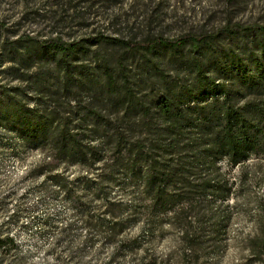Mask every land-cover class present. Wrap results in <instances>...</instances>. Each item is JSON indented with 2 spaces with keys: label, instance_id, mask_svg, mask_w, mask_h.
I'll list each match as a JSON object with an SVG mask.
<instances>
[{
  "label": "rangeland",
  "instance_id": "374dc122",
  "mask_svg": "<svg viewBox=\"0 0 264 264\" xmlns=\"http://www.w3.org/2000/svg\"><path fill=\"white\" fill-rule=\"evenodd\" d=\"M253 23L264 24V0H0V86L19 88L30 105L41 101L49 107L59 99L60 116L75 119L72 127L80 133H87V128L77 120L92 116V109L102 102L108 107L105 116L111 119L109 134H140L141 112L116 111L127 99L124 92L116 97L104 91L81 96L71 90H77L76 85H70L55 95L64 83L56 66L59 57L43 56L38 42L85 41L99 34L132 41L174 38L224 33ZM240 41L222 39L219 44ZM192 57L189 47H160L145 54L100 41L87 55H69L67 60L69 66L90 68L102 87L104 66L110 67L118 80L130 81L136 100L152 105L163 92V78L189 79ZM39 87L46 93L43 98ZM116 99L117 108L112 105ZM76 103H81L79 109H73ZM117 139L109 142L100 164L121 161ZM44 154L0 128V235L17 242L0 250V264H181L177 234L167 216H161L152 233L144 230L147 202L128 175L116 172L99 191L98 163L93 167L56 159L47 163ZM66 171L71 179L65 187L58 174ZM78 176L80 180H75ZM86 178L88 185L83 184ZM257 201L264 206V166L247 199L240 202L244 210L234 212L219 255L200 258L197 264H264L241 240L253 233Z\"/></svg>",
  "mask_w": 264,
  "mask_h": 264
},
{
  "label": "trees",
  "instance_id": "16d2710c",
  "mask_svg": "<svg viewBox=\"0 0 264 264\" xmlns=\"http://www.w3.org/2000/svg\"><path fill=\"white\" fill-rule=\"evenodd\" d=\"M222 39L241 41L221 46ZM100 41L145 54L160 47H189L193 55L189 79L163 78V92L152 105L136 100L130 81L125 77L118 80L108 66L103 69L102 87L90 68L69 66L67 60L69 55H87ZM38 47L43 56L59 57L56 66L63 73L64 83L55 95L70 85H76L77 90H71L81 96L104 91L116 97L124 92L127 99L121 108L116 107L117 99L112 105L117 104L116 111L123 109L126 114L141 112L144 130L140 134H109L108 107L99 102L92 116L77 120L87 128V133H80L72 127L75 119L60 116L59 99L49 107L41 101L30 105L25 93L7 85L0 86V128L45 152L47 163L54 159L90 167L98 163L99 191H104L116 172L128 175L147 202L144 230L152 233L161 216H167L177 234L181 264H197L200 258L218 256L227 242L234 212L244 210L240 202L247 199L251 183L264 166V24L237 25L224 33L138 41L102 34L85 41L44 39ZM37 91L41 98L46 94L44 88ZM80 105L76 103L73 109ZM116 138L121 161L100 164L110 149L109 142ZM58 177H63L65 187L71 179L67 171ZM76 179L80 180L79 176ZM88 182L86 178L83 184ZM257 205L253 233L241 240L264 262V206L261 202ZM15 246L14 237L0 235V250Z\"/></svg>",
  "mask_w": 264,
  "mask_h": 264
}]
</instances>
